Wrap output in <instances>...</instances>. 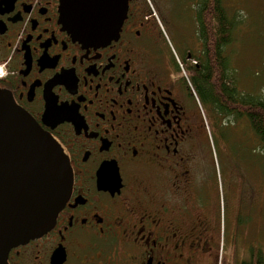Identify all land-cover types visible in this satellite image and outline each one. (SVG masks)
I'll use <instances>...</instances> for the list:
<instances>
[{
  "label": "flooded vegetation",
  "instance_id": "af4514ba",
  "mask_svg": "<svg viewBox=\"0 0 264 264\" xmlns=\"http://www.w3.org/2000/svg\"><path fill=\"white\" fill-rule=\"evenodd\" d=\"M59 6L0 0V94L57 146L70 187L53 228L7 263L216 264L213 118L189 76L200 42L165 50L151 0H129L118 37L85 46Z\"/></svg>",
  "mask_w": 264,
  "mask_h": 264
},
{
  "label": "rangeland",
  "instance_id": "374dc122",
  "mask_svg": "<svg viewBox=\"0 0 264 264\" xmlns=\"http://www.w3.org/2000/svg\"><path fill=\"white\" fill-rule=\"evenodd\" d=\"M196 2L151 0L165 50L177 52L183 45L195 49ZM224 7L235 23L227 52L236 85L264 99V0H224ZM250 134L252 141L245 132H229L226 139L218 137L215 129L208 133L209 165L202 203L213 210L216 264H238L258 252L264 259V148H258ZM241 189L244 202L238 199Z\"/></svg>",
  "mask_w": 264,
  "mask_h": 264
},
{
  "label": "water",
  "instance_id": "95a60500",
  "mask_svg": "<svg viewBox=\"0 0 264 264\" xmlns=\"http://www.w3.org/2000/svg\"><path fill=\"white\" fill-rule=\"evenodd\" d=\"M128 2L60 0V20L74 40L101 47L118 37ZM69 189L57 146L0 94V264L53 228Z\"/></svg>",
  "mask_w": 264,
  "mask_h": 264
},
{
  "label": "trees",
  "instance_id": "16d2710c",
  "mask_svg": "<svg viewBox=\"0 0 264 264\" xmlns=\"http://www.w3.org/2000/svg\"><path fill=\"white\" fill-rule=\"evenodd\" d=\"M195 5L196 36L201 44L199 59L204 61L200 70H195L193 63L190 65L189 76L197 96L208 117L212 116L218 137L226 139L229 132L239 134L248 129L245 137L252 141V133L257 147L263 149L264 99L238 89L227 52L235 23L225 10L224 0H197ZM194 59L198 61V57ZM238 264H264V259L260 252L252 253L248 261Z\"/></svg>",
  "mask_w": 264,
  "mask_h": 264
}]
</instances>
